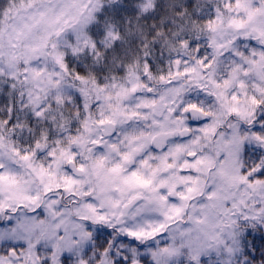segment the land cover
Returning a JSON list of instances; mask_svg holds the SVG:
<instances>
[{
    "label": "snow or ice",
    "instance_id": "6c2138e0",
    "mask_svg": "<svg viewBox=\"0 0 264 264\" xmlns=\"http://www.w3.org/2000/svg\"><path fill=\"white\" fill-rule=\"evenodd\" d=\"M0 264H264V0H0Z\"/></svg>",
    "mask_w": 264,
    "mask_h": 264
}]
</instances>
